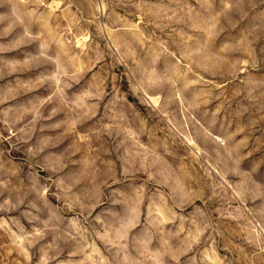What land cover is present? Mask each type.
<instances>
[{
    "label": "rangeland",
    "instance_id": "obj_1",
    "mask_svg": "<svg viewBox=\"0 0 264 264\" xmlns=\"http://www.w3.org/2000/svg\"><path fill=\"white\" fill-rule=\"evenodd\" d=\"M0 264H264V0H0Z\"/></svg>",
    "mask_w": 264,
    "mask_h": 264
}]
</instances>
